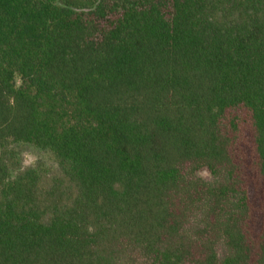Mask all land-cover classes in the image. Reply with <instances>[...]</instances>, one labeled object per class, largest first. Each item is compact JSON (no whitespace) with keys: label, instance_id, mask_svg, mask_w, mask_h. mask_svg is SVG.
<instances>
[{"label":"trees","instance_id":"trees-1","mask_svg":"<svg viewBox=\"0 0 264 264\" xmlns=\"http://www.w3.org/2000/svg\"><path fill=\"white\" fill-rule=\"evenodd\" d=\"M0 264H264V0H0Z\"/></svg>","mask_w":264,"mask_h":264},{"label":"rangeland","instance_id":"rangeland-1","mask_svg":"<svg viewBox=\"0 0 264 264\" xmlns=\"http://www.w3.org/2000/svg\"><path fill=\"white\" fill-rule=\"evenodd\" d=\"M39 160H45L47 165H50V162L47 160V157L42 152H39L38 150H35L33 148H27L24 151L23 153L24 165L30 166ZM201 174L205 179L210 178V174L207 171H203Z\"/></svg>","mask_w":264,"mask_h":264}]
</instances>
